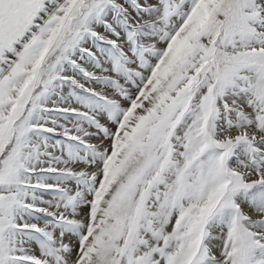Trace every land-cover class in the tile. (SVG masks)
Here are the masks:
<instances>
[{"label":"snow or ice","instance_id":"snow-or-ice-1","mask_svg":"<svg viewBox=\"0 0 264 264\" xmlns=\"http://www.w3.org/2000/svg\"><path fill=\"white\" fill-rule=\"evenodd\" d=\"M0 264H264V0H0Z\"/></svg>","mask_w":264,"mask_h":264}]
</instances>
